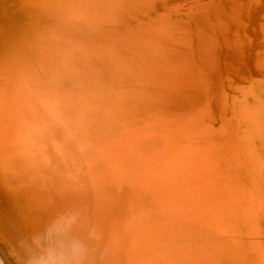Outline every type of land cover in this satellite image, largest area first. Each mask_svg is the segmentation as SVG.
Masks as SVG:
<instances>
[{
	"label": "bare ground",
	"instance_id": "bare-ground-1",
	"mask_svg": "<svg viewBox=\"0 0 264 264\" xmlns=\"http://www.w3.org/2000/svg\"><path fill=\"white\" fill-rule=\"evenodd\" d=\"M56 224L83 264H264V0H0V264Z\"/></svg>",
	"mask_w": 264,
	"mask_h": 264
},
{
	"label": "clouds",
	"instance_id": "clouds-1",
	"mask_svg": "<svg viewBox=\"0 0 264 264\" xmlns=\"http://www.w3.org/2000/svg\"><path fill=\"white\" fill-rule=\"evenodd\" d=\"M61 224L53 225L45 238L43 256L38 264H83L86 247L79 240H68Z\"/></svg>",
	"mask_w": 264,
	"mask_h": 264
},
{
	"label": "rangeland",
	"instance_id": "rangeland-1",
	"mask_svg": "<svg viewBox=\"0 0 264 264\" xmlns=\"http://www.w3.org/2000/svg\"><path fill=\"white\" fill-rule=\"evenodd\" d=\"M23 15L24 12H23ZM99 148V146L97 145L94 149L97 150ZM91 149H93V144L91 145ZM103 157H104V160H106L107 162H111L113 161V159H110L106 156V154H103ZM107 173L110 174V171H107ZM126 174V173H125ZM123 174V177H124V181H121V184L124 186V183H125V186L128 188L130 187L129 185V179L126 177V175ZM173 198V197H172ZM148 205V204H147ZM154 207V206H153ZM177 218V217H176ZM180 221V220H179ZM199 226L197 224L193 225L192 227V230L193 231H196L198 230ZM237 230H240V229H237ZM206 233H207V239L208 241L211 243V242H219L220 240H222L223 242L225 241H230V240H233V243H237L238 241H240L241 238H243L242 236H240L239 234H234L235 236H226L227 234H224V236L220 237L218 233H216V231L208 226L207 230H206ZM202 237V236H200ZM203 238V237H202ZM223 242H220V243H223ZM36 244V243H35ZM36 246V245H34ZM210 251H218L219 252V247H216V248H210L206 251L207 252H210ZM237 251L234 250V254H236ZM171 255L173 256V254L171 253ZM174 257V256H173Z\"/></svg>",
	"mask_w": 264,
	"mask_h": 264
}]
</instances>
